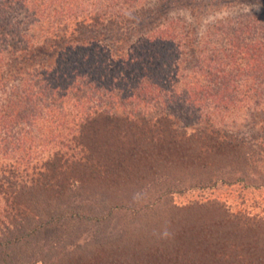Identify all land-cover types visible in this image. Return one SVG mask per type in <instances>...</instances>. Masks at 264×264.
Returning a JSON list of instances; mask_svg holds the SVG:
<instances>
[{
  "label": "rangeland",
  "instance_id": "1",
  "mask_svg": "<svg viewBox=\"0 0 264 264\" xmlns=\"http://www.w3.org/2000/svg\"><path fill=\"white\" fill-rule=\"evenodd\" d=\"M192 1L191 7L181 1L157 11L179 20L184 32L191 26L197 38L218 22L233 30L248 18L264 19V0ZM159 4L139 0L121 12H110L104 24L119 29V23L123 27L129 20L128 25H134L135 11ZM27 5L36 9L34 0ZM7 6L11 14L0 13L5 22L12 16L25 21L24 27L32 23L19 5ZM228 20L232 25L224 22ZM215 36L221 45V36ZM179 85L181 91L186 84ZM176 104L171 111L178 110V127L186 135L170 134L166 125L161 136L148 130L151 126L143 129L141 122L124 133L125 122L118 127L104 120L94 125L85 136L89 147L102 162L120 163L117 169L71 168L57 188L43 187L42 181L31 188L6 175L16 186L0 189V264H105L109 259H116L114 264H264V110L242 105L210 117V124L207 110L190 112ZM126 110L143 113L131 102L120 109ZM200 125L244 140L247 150H254L250 161L241 163L235 155L226 159L223 152L210 153L208 159L202 152L195 161L190 152L197 139L191 134ZM45 140L34 144V172L41 174L44 161L62 150Z\"/></svg>",
  "mask_w": 264,
  "mask_h": 264
},
{
  "label": "trees",
  "instance_id": "2",
  "mask_svg": "<svg viewBox=\"0 0 264 264\" xmlns=\"http://www.w3.org/2000/svg\"><path fill=\"white\" fill-rule=\"evenodd\" d=\"M28 1L0 0V13L10 15L7 5H19L32 22L24 27L25 21L10 16L5 22L0 15L1 190L16 186L6 178L8 174L17 178V184L21 179L31 188L41 181L43 187H59L71 168L120 167V163L102 162L88 145L85 136L98 121L116 127L125 122L123 133L141 122L143 129L151 126L148 130L161 136L166 125L170 134L183 135L175 116L178 110L171 111L176 103L181 110L188 107L201 114L207 110L210 124V117L242 105L264 110V19L248 18L233 30L218 22L197 38L194 34L199 33L191 26L184 32L179 20H168L167 12L157 11L181 1L191 7L192 0H157L160 8L135 11L138 23L130 26L124 20L119 29L106 26V17L139 0H34V11ZM231 1L236 0H225ZM215 34L221 36V45ZM180 83L186 85L178 91ZM128 102L143 113H121ZM225 134L214 126L194 128L191 136L197 140L192 142L191 158L196 161L205 152L208 159L210 153L223 152L226 159L235 155L241 163L250 161L254 150L249 152L244 140ZM44 138L62 150L44 161L46 170L41 174L34 172L38 170L34 144ZM109 260L105 264L116 262Z\"/></svg>",
  "mask_w": 264,
  "mask_h": 264
}]
</instances>
